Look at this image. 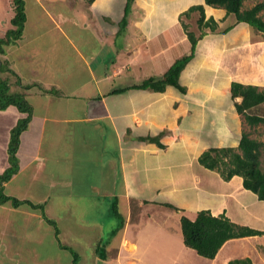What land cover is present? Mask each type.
<instances>
[{"label":"crops","instance_id":"crops-1","mask_svg":"<svg viewBox=\"0 0 264 264\" xmlns=\"http://www.w3.org/2000/svg\"><path fill=\"white\" fill-rule=\"evenodd\" d=\"M24 1L27 14L28 0ZM31 1L39 6L43 2ZM106 1L109 5L105 7ZM126 1L114 7L110 0L86 4L84 10L95 14L90 19L98 27L90 33L82 29L81 19H76L79 13L65 15L68 29L40 6L44 15L56 22L49 32L59 33L62 50H70L75 57L60 60L63 76L61 69L56 77L50 63L33 68L36 64L22 60L19 49L28 32V14L19 43L6 47L2 62L22 80L17 86L25 90L32 114L20 135L17 172L3 184L4 194L42 205L46 216L55 222L72 213L73 202L85 209L87 202L102 207L115 201L122 227L114 234V226L109 225L112 231H106L111 236L107 247L112 250L114 244L119 252L113 259L106 252L104 260L96 255L103 262L134 255L135 264H149L152 235L148 230L152 225L162 235L175 226L177 236L180 218L193 220L200 211L225 216L263 234L243 239L264 241V201L243 187L240 176L224 180L198 161L210 148L237 149L245 123L235 110L234 103L241 99L232 100L231 84L264 89V34L204 0H134L126 31L120 35L118 22ZM54 3L66 5L65 0ZM198 5L204 7L206 19L218 23V31L205 33L197 42L193 57L179 76L185 91L173 86L162 92L135 89L146 79L163 78L181 56L176 47L183 56L190 55L191 45L179 18ZM106 15L112 23L105 21ZM42 53L46 57V52ZM58 53L51 48L54 58L50 59ZM2 74L11 79L8 72ZM24 117L14 106L0 110V174L9 166L10 132ZM135 208L138 217L133 216ZM145 211L141 220L139 215ZM148 211L159 214L164 222L153 224ZM90 222L91 227L99 223ZM97 226L100 234L102 225ZM104 226L107 224L103 230ZM59 231L60 237L63 233ZM178 236L176 246L181 248L173 262L179 264H190L191 259L202 264H228L239 250L233 243L241 240L226 242L213 260L205 261L183 245L181 229ZM59 237L57 240L39 209L27 203L18 207L0 203V264H63L70 252L59 245Z\"/></svg>","mask_w":264,"mask_h":264},{"label":"trees","instance_id":"trees-1","mask_svg":"<svg viewBox=\"0 0 264 264\" xmlns=\"http://www.w3.org/2000/svg\"><path fill=\"white\" fill-rule=\"evenodd\" d=\"M92 1L93 0H88L87 4L90 5ZM245 1L247 0H204L206 5L214 8H222L228 15H233L236 22L246 23L264 34V20L260 16V13L264 10V3H258L250 9L241 10ZM133 2L134 0L126 1L122 19V22H124L123 28L127 25L128 15ZM10 6L13 9L14 16L11 19L12 28L5 32L4 36L0 38V73L8 72L13 78L15 77L16 84L19 86L21 85L19 78L9 69L8 64L5 63L4 66V63L1 62L6 47L15 44L23 36L26 22V3L24 0H10ZM192 13H198V18L196 20L199 30L198 34L188 31L186 25L182 23L183 18L188 17ZM179 19H182L181 24H183V30L191 45L190 55L176 60L164 74L163 78L146 79L141 84L135 86V89H150L156 92H162L166 86H173L181 92L185 91V89L179 85L180 73L193 57L197 42L202 39L205 33L217 32L218 23L211 17L206 19L204 7L202 5L188 8L181 14ZM228 30L229 29L223 30L222 33H226ZM25 88H28V86H25ZM230 91L232 100L236 98L241 99V102H235L234 106L236 112L242 116L244 123L249 127H255L260 124L264 126V118L249 112L261 104H264V89L259 90L255 86L233 83L231 84ZM9 106L17 108L20 113L25 114V117L19 119L10 132L7 147L9 166L0 174V203L4 204L9 202L13 207H18L20 204L27 203L33 209H39L45 221L54 228L55 236L58 240L60 233L59 228L55 220L46 216L42 205L22 202L6 196L3 192V184L11 179L17 172L18 165L16 154L19 149L20 135L28 126L32 108L24 95L9 93V82L0 74V110L6 109ZM149 140L152 141L151 139ZM154 142L161 147L158 138H155ZM261 149H264V143L251 139L248 133L242 132L237 149L210 148L199 156L198 161L203 167L217 171L224 180H229L235 175L240 176L243 179V187L257 195L259 200L264 201V171L260 169ZM166 207L176 210L173 206L166 205ZM114 214L117 216V210ZM118 217L120 218L121 216ZM120 223L121 228L122 221ZM180 227L183 245L193 250L199 257L207 260H213L222 246L230 240L263 235L261 232L234 224L225 216L213 217L207 211L198 212L193 220L182 216L180 218ZM59 245L67 249L60 241ZM99 249L100 252L96 251V254L104 260L106 257L105 250L104 248ZM70 253L73 255L72 264H78L79 255L74 251H70ZM228 264H251V260L247 258L233 260Z\"/></svg>","mask_w":264,"mask_h":264},{"label":"rangeland","instance_id":"rangeland-1","mask_svg":"<svg viewBox=\"0 0 264 264\" xmlns=\"http://www.w3.org/2000/svg\"><path fill=\"white\" fill-rule=\"evenodd\" d=\"M55 1L60 0H43L41 7L47 14L51 16L58 17L57 21L58 23H64V27L70 28L69 24L67 23V18L65 15L67 14H76L79 13V16H75L76 19L79 21L81 19L82 23V29H88L89 33L90 30H94L98 27H96V23H91L95 14L91 16V14H87L86 10H84L85 5L88 3V0H85V3L83 0H65L66 5L61 4H55ZM111 2H114L113 7L116 3L120 1V6L122 4V0H110ZM82 2V3H81ZM106 3H103V6H108L109 1H106ZM28 22L29 25L27 26L28 32L27 35L25 34L24 37L26 38L25 41L22 43L23 47L19 49L20 54H22V60L25 62L31 63L32 66L36 64V67L33 68H39L42 65L47 66L49 63L52 64V70L55 71L56 77L58 75V72L63 68V63H61L60 60L65 61H71V57L75 58L73 54H71L70 50H62L63 43L60 42V36L59 33L56 32H49V30H52V27H55L54 21L52 19H48L47 16L44 15L39 5L33 4V1L28 0ZM68 3V4H67ZM258 3H264V0H247L244 2L241 10L250 9L253 6H255ZM30 6V7H29ZM44 6L46 7L44 9ZM87 6H89L87 4ZM123 7V6H122ZM26 10V8H25ZM115 13V12H114ZM27 14H26V22L27 23ZM100 12L98 13V15ZM193 14V13H192ZM189 15L188 17H184L183 20L179 19V22L186 25V29L190 32H194L195 34L199 33V30L197 28L196 20L198 18V13L196 15ZM14 16L13 9L10 6V0H0V38L4 36L5 32H7L9 29L12 28L11 25V19ZM108 16V17H106ZM104 16L105 21H108L109 23H112L113 20L110 19L111 16L106 15ZM124 16V13H123ZM123 16L121 20L118 22L120 35L124 34L126 31V27L123 28L124 22H122ZM261 18L264 20V10L260 13ZM91 18V19H90ZM74 23H78L77 21H73ZM87 23L88 27L86 28L85 24ZM91 23V24H90ZM181 24V26L183 25ZM96 25V26H93ZM3 28V29H2ZM25 30V29H24ZM51 33V34H49ZM24 34V31H23ZM51 40L52 42H48V40ZM19 41H17L15 44L17 45ZM21 44V43H20ZM77 45V44H76ZM59 53L56 55V58L54 60L50 58H54L50 55V49L54 48ZM180 47H176V52H178L179 55L182 57V52L178 51ZM33 54H29V52ZM43 51H45V55L47 58L43 55ZM174 52V53H176ZM58 56V57H57ZM179 57L181 59L182 57ZM188 56V55H186ZM3 63V62H1ZM70 63L67 65L69 66ZM9 65V64H8ZM5 66V64H4ZM10 66V65H9ZM159 69V65H157V70ZM65 69H62L60 71V76H63ZM2 77L6 76V74L0 73ZM12 79L13 77L10 76ZM9 80L10 82H14L12 80ZM14 80L15 77L13 78ZM61 79L60 77L58 78ZM45 80V79H44ZM49 80V79H48ZM8 81V82H9ZM22 81V80H21ZM28 82V81H27ZM45 84V83H44ZM42 85V84H41ZM12 87V88H11ZM11 88V89H10ZM21 88V87H20ZM18 86L16 84V81L14 85L9 83V93H15V94H22L24 95L25 90L21 88L18 90ZM11 91V92H10ZM252 114H255L259 117L264 118V104H261L260 106L252 109L249 111ZM17 124V123H16ZM244 131L249 134V137L251 139H255L258 142L264 143V126L262 124L257 125L255 127H249L246 124H244ZM239 152V151H237ZM260 169L264 171V149H261V156H260ZM78 204V205H77ZM72 203V206L70 208L71 214L68 212L67 215L63 216L61 220L56 221V225L58 228L61 229L63 235L60 236L59 239L61 240V244H66L67 249L70 251H74L79 255L78 264H135L137 262L136 257L133 255L132 258L122 259V260H116L112 262L107 261H100L97 260L96 257V251L100 252L99 248H104L106 253H109L110 259H113L116 255V252H119V248H117L114 244H111L112 250L108 249L107 244L108 241H110V237L107 234V232L112 231L111 227H109L110 224L114 226L113 233L116 234L117 230H119L118 227L121 225L122 216H120V209L117 208L116 202H111V204L106 203L105 206H97V204H92L87 202L86 204H83L85 209H83L82 206H79V203L77 202ZM96 208V209H95ZM85 210V213L83 212V217L81 219L82 211ZM117 210V216L114 214V212ZM144 210V209H143ZM148 210H150L148 208ZM149 212V211H148ZM149 217L151 219V222L153 224L157 223H163V219L159 218V214L154 213L150 211ZM139 211L137 208L133 209V216H137ZM143 212L140 214V219L142 220V217L145 214ZM86 216V217H85ZM138 217V216H137ZM83 220V221H82ZM92 221V222H90ZM94 221H99L98 224L94 225L93 227L89 226L87 224L88 222L93 223ZM142 222V221H141ZM103 224H107V227L104 226L103 230ZM169 224V223H168ZM88 225V226H87ZM102 225L101 227V233L99 234L98 226ZM154 226V227H153ZM173 229L170 230L168 233H164L163 235L160 233L161 230L156 227V225H152L151 229L148 230V234L152 235V238L149 242V249L151 253L149 254L152 257V260H147V263L149 264H179L178 262H173V258L176 252H178L179 248H181V245H177L178 235L180 234V228H178L177 236L175 235V226L172 227ZM107 231V232H106ZM171 235V236H168ZM113 238V237H112ZM113 240V239H112ZM171 244H170V243ZM235 244V246L240 250L238 252L233 253L234 260H242V259H250L251 264H264V241L258 240L253 241L252 239H241ZM103 246V247H102ZM151 246V247H150ZM68 252V251H67ZM95 252V253H94ZM195 256L196 253L194 251H191ZM192 257V256H191ZM242 258V259H241ZM117 259V258H116ZM63 264H72L73 262V255L71 253H67V255L63 259ZM207 261V259H205ZM197 264H202L201 261H196ZM195 262L190 260V264H195ZM223 264H226L223 262Z\"/></svg>","mask_w":264,"mask_h":264}]
</instances>
